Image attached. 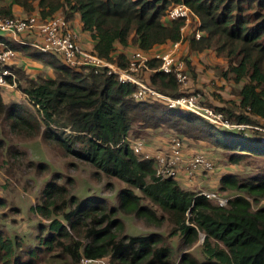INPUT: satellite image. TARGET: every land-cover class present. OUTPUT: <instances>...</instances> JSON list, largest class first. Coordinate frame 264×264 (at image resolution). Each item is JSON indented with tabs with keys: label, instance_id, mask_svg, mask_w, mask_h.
Wrapping results in <instances>:
<instances>
[{
	"label": "trees",
	"instance_id": "16d2710c",
	"mask_svg": "<svg viewBox=\"0 0 264 264\" xmlns=\"http://www.w3.org/2000/svg\"><path fill=\"white\" fill-rule=\"evenodd\" d=\"M3 1L0 14L7 17H14L12 4L28 14L36 7L40 18L59 15L69 22L78 14L82 30L95 41L93 51L120 67L127 60L115 54L116 43L134 42L149 50L180 39L183 19L169 24L162 19L171 5L183 3L198 16L205 33L199 40L192 36L190 46L211 48L224 57L228 65L219 70L220 75L240 87L239 103L232 105L237 113L216 109L233 123L262 126L258 119L264 120V0H10L2 5ZM8 46L48 63L54 77L34 80L16 69V87L27 102L6 103L0 93V125L24 138H40L64 155L87 161L95 174L101 172L126 185L118 205L107 207L93 195L77 197L70 189L72 179L61 184L55 174L32 208L46 220L37 228L36 248L50 258L65 256L70 264H79L82 256L105 257L108 264H264V206H257L264 200V171L246 180L225 173L218 189L232 195L220 206L185 189L176 178L157 177L154 161L133 153L124 140L134 129L167 128L180 138L214 142L229 151L227 163L240 165L248 156L264 158L263 131L230 132L160 102H138L132 96L135 86L120 82L106 69L75 71L28 43ZM158 65L149 62L152 68ZM149 79L158 91L177 94L173 75L153 72ZM120 214L140 218L156 230L129 235ZM163 227L165 234L157 230ZM200 235L202 259L198 260L189 250L196 247ZM174 236L181 239L177 260L170 242ZM20 247V241L0 232L5 264H20L14 260ZM34 251L30 249L29 257Z\"/></svg>",
	"mask_w": 264,
	"mask_h": 264
},
{
	"label": "rangeland",
	"instance_id": "374dc122",
	"mask_svg": "<svg viewBox=\"0 0 264 264\" xmlns=\"http://www.w3.org/2000/svg\"><path fill=\"white\" fill-rule=\"evenodd\" d=\"M195 23L196 21L191 19L189 27H194ZM131 44H134V42ZM187 73L190 76L188 68ZM212 82H214V79H212ZM223 86H225L224 83ZM229 86L230 88L227 86L225 92L212 91L214 94H217V97L214 96L211 102L207 100V93L203 89L191 86L189 88L199 90L203 94L204 103L207 105L214 108L231 109L233 113H237L238 109H234V106L236 107L235 100H237V97L235 96L238 92V87L234 85V82L230 83ZM227 96L230 97V100L225 99ZM214 101L219 103L215 104ZM21 103L25 102L21 101ZM233 104L234 106H232ZM30 110L33 112L32 109ZM258 121L262 124L259 127L264 130V120L258 119ZM3 129L6 132L3 133ZM226 130L230 132L235 131ZM66 131L68 130L66 129ZM133 131L134 134L131 133L132 135L130 134L128 137L131 139H142L144 143L150 140V136H169V139L176 136L174 131L167 128L153 130L134 129ZM248 131L249 129L244 132L248 133ZM1 136L3 141L0 143V232L3 236H8L21 242V247L16 249L17 258L15 256L14 260L17 259L18 262L20 261V264H70L65 256L61 255V257H57L58 255H56L50 258L48 253L36 248L37 240L35 236L38 233L37 228L41 223L46 224V220L37 215L32 208L40 203L42 190L48 181L55 174L59 176L58 181L61 184L66 182V178H71L73 183L70 189L77 197L87 198L93 195L95 198L103 200L107 207H116L118 205L120 192L126 185L117 178L105 176L101 172H98V174L96 172L95 174V169L87 161L77 159L69 154L64 155L59 149L49 147L40 138H24L10 132L8 125L4 127L0 125ZM229 136L227 133L226 137ZM180 140L182 141L183 148L185 147V143L196 144L198 147H196L194 152L201 151L204 153L206 150L212 152L215 159L211 156L208 158L212 160L215 169L217 167L225 168L227 173L236 174L240 179L246 180L250 176L264 171L263 157L248 156L242 160L240 165L229 164L227 163L229 151H225L212 141L185 137H181ZM200 144H203L204 147ZM42 163L46 164V167L39 170L37 166ZM214 190L224 197L232 195L222 192L218 188ZM253 207H256V205H253ZM120 218L125 224V232L129 235L138 236L148 231L156 230V228L148 226L142 219L132 215L120 214ZM165 228L157 230L165 234ZM201 237L202 235H200L195 245L196 247L189 250L198 260L202 259L199 252ZM172 239L178 240L181 243V239L177 236L172 237L170 242ZM180 243L174 247V260H177L179 257ZM30 249L35 250V255L32 257H29ZM3 253L0 250V264H5L2 261ZM9 264H12V261Z\"/></svg>",
	"mask_w": 264,
	"mask_h": 264
},
{
	"label": "built area",
	"instance_id": "2783aa9c",
	"mask_svg": "<svg viewBox=\"0 0 264 264\" xmlns=\"http://www.w3.org/2000/svg\"><path fill=\"white\" fill-rule=\"evenodd\" d=\"M165 19H183L184 24L180 31L193 19L196 23L192 28V36L195 40L202 37L203 31L200 29L201 23L198 16L183 3L171 5L166 11ZM0 33H10L20 37L31 36L32 40L20 38L18 41L19 43H28L39 52L55 55L65 67L71 70L87 71L91 69L98 72L106 69L108 73L116 75L120 82L135 86V91L132 94L135 101L160 102L168 108L198 116L218 128L235 131L244 129L264 131L259 126L233 123L224 116L223 112L204 103L203 94L199 90L189 88L186 62L176 56L173 50L147 53L146 50L138 48L127 58L126 65L120 67L99 57L93 50L81 46L76 40V35L69 22L59 15L40 18L36 13L28 14L25 17H7L0 14ZM18 54L19 51L0 42V90L16 85L12 65ZM151 61L159 62V65L152 68L149 66ZM153 72L173 75L178 86L177 94L170 96L158 91L149 79ZM9 78L11 81L8 80ZM124 140L133 153L154 161L155 174L161 179L177 178L180 171H183L189 179L214 172V164L205 153L195 151L186 155L183 151L182 141L177 136L170 138L168 145L153 155L143 150L145 143L142 139H131L127 136ZM261 140L264 141V135ZM193 191L220 206H225L229 198L222 196L214 189L195 188ZM262 205L264 206V200H261L257 206ZM79 264H108V260L105 257L82 256Z\"/></svg>",
	"mask_w": 264,
	"mask_h": 264
},
{
	"label": "crops",
	"instance_id": "0c3cea01",
	"mask_svg": "<svg viewBox=\"0 0 264 264\" xmlns=\"http://www.w3.org/2000/svg\"><path fill=\"white\" fill-rule=\"evenodd\" d=\"M10 0H4L1 4L8 5ZM38 14V10L35 7L32 11ZM11 13L14 17H25L28 13L19 5L12 4L11 5ZM59 14V12L57 13ZM163 23L169 24L171 20L165 21V17L162 19ZM69 25L73 30L74 34L76 35V40L78 43L88 50H93V46L95 41L92 39L90 34L87 31L82 30V23L78 14H74L73 18L69 20ZM193 28V27H192ZM192 28L189 25L184 26L180 31L181 39L178 41H168L163 44L155 45L149 50H146L147 53H154V52H165V51H175L176 56L185 59L188 66L189 72V82L188 85L197 88L203 89L207 93V100L211 102V99L217 94H214L212 91H220L225 92L227 86L230 88V83H233L231 80H227L220 75L219 70L227 68V61L224 57L218 55L213 49L211 48H192L190 46V39L187 38L192 37ZM205 33H202L204 36ZM191 36V37H190ZM25 40H32L31 36H16L10 33H0V42H4L7 45L19 43V39ZM138 48L137 44L129 43L127 46H122L119 43L115 44V54H123L127 58ZM57 58V57H56ZM58 59V58H57ZM59 61V60H58ZM21 70L25 74L26 77L30 79H37L38 77L43 78H51L54 77V72L52 67L35 57L30 55L24 54L19 51L18 56L15 58L14 63L12 65L13 73L15 70ZM16 75V74H15ZM148 76V75H146ZM17 78V76H16ZM214 79V82H212ZM223 83L225 86H223ZM227 83V84H226ZM19 84L23 85V81L20 80ZM214 85V86H212ZM239 90V84H235ZM218 90H217V89ZM2 99L4 102H27L26 95L16 87V85L8 86L0 90ZM230 96V95H229ZM229 96H227V100H230ZM237 97L235 100L236 105L239 103V95L238 92L236 94ZM215 104L219 103L214 101ZM169 136H150V140L146 141L143 150L149 154H155L158 151L164 149L170 139ZM130 138V137H129ZM204 147L203 144H200ZM198 147L196 144H186L183 149L186 155H189L194 152V150ZM205 150V149H204ZM203 151V150H202ZM204 153L208 157H213L215 159L212 152L206 150ZM227 173L225 168L217 167L212 174L208 175H199L196 178L189 179L185 176L183 171L178 173V177L176 180L183 186L185 189L194 190L195 188H205L207 190L217 189L220 185V178ZM150 232V231H148ZM147 232V233H148ZM146 234V233H145ZM178 240L172 239L171 243L173 247L179 245Z\"/></svg>",
	"mask_w": 264,
	"mask_h": 264
},
{
	"label": "water",
	"instance_id": "95a60500",
	"mask_svg": "<svg viewBox=\"0 0 264 264\" xmlns=\"http://www.w3.org/2000/svg\"><path fill=\"white\" fill-rule=\"evenodd\" d=\"M203 241V236L201 237V242Z\"/></svg>",
	"mask_w": 264,
	"mask_h": 264
}]
</instances>
